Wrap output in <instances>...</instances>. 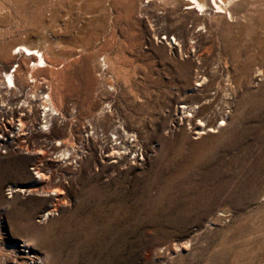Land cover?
<instances>
[{
    "label": "rangeland",
    "instance_id": "374dc122",
    "mask_svg": "<svg viewBox=\"0 0 264 264\" xmlns=\"http://www.w3.org/2000/svg\"><path fill=\"white\" fill-rule=\"evenodd\" d=\"M259 9L204 28L155 1L0 0V68L17 43L52 44L66 117L35 133L37 95L0 87V131L15 132L11 115L33 118L18 144H0V264L26 254L23 243L40 264H264ZM101 56L116 91L99 75ZM49 69L36 77L50 80ZM107 102L108 124L128 122L137 137L122 145L137 153L103 157L102 141L86 136ZM69 130L76 154L59 159L54 141ZM185 240L186 250L174 248Z\"/></svg>",
    "mask_w": 264,
    "mask_h": 264
},
{
    "label": "bare ground",
    "instance_id": "6f19581e",
    "mask_svg": "<svg viewBox=\"0 0 264 264\" xmlns=\"http://www.w3.org/2000/svg\"><path fill=\"white\" fill-rule=\"evenodd\" d=\"M154 1L164 6L167 5L168 13L175 14L178 17V19L189 18L194 24H201V26L202 25L204 26L205 23L210 26L213 19H223V23L236 22L238 19V15L241 14L240 12H242L248 6L250 8L253 7L255 9L254 12L260 15L259 8H261V6L264 5V0H195V3H194V0H147L148 3L154 2ZM174 8L178 9L177 11L179 12H175ZM161 39H165V36H162ZM170 41H172L173 44L175 43L172 40V37ZM41 44L42 45L26 43V42L17 43L16 45L12 46L9 55L11 56L10 60H12L15 57L13 54H11V51L15 47H17L20 50L21 52L20 54L22 56H24L22 53L23 52L22 50L26 52L28 51L30 52L33 49H37L42 52L41 58L39 60H36V58L33 57L32 54L28 57L24 56L23 58H21V61H22L21 64H23V62H25L26 64L27 61H31V60L35 61V63H33L32 66H29V67L26 64L24 68L20 65V67L16 69L15 74H13V77L16 80L17 84L23 88L26 87L25 83L28 81V79L33 80L34 83L29 86L30 87L29 90H31V92L33 90V94L37 95L38 105L44 108L43 114H41L42 120L40 121L41 123L40 128L45 130V129L50 128L51 122L54 119L56 120L66 119V117L64 116V113L61 110V103H59L58 101V100L62 101V97L58 91L59 89V85L57 81L58 79L56 77L55 72L51 70V69L55 70L61 67V66L59 67L51 63V57L54 54L55 47L52 46V44L51 46H48V44H46L44 40ZM97 62H98L97 63L98 70L100 72L99 75H102L101 78L103 77L107 79L110 78L109 80L105 81L106 88L110 91H116L117 86L114 80L115 77L117 76L115 75L116 73L111 72V67L108 66L109 63L106 61L104 56H101V59L98 60ZM40 64H44V65L40 66ZM48 69L51 70V73H52L50 76V80L46 79L45 77H39V78L36 77L38 72L45 71ZM0 71H4L1 73H4L3 77L6 76L8 84L12 83L11 76L6 75L5 73L6 64L4 65L2 64ZM3 77L1 79L2 82H0V84H5ZM204 79L205 77L201 78V80H204ZM41 80H43L42 84H45L46 86L45 97L42 96L44 91H41V90L43 87H41L38 82ZM200 84L201 83H197L196 85L199 86ZM14 86H15V83H14ZM4 88H6V85ZM216 96L218 95H215L214 98ZM106 107L108 109L109 107H111L109 102H107L103 107H101L99 111H97L96 114L91 119L86 120L87 125L89 126V130H90L89 133L86 130L87 131L86 136L89 137V135H91V137L98 138L99 140L102 141L99 144V147H100V152L103 155V157L112 158L116 156H121L127 150L129 151V153H132V152L137 153V149L134 147L135 145L130 146L129 148H127L126 145H122V144H126V141H127L126 136L129 133H131V136H134L135 138L137 137L135 131L133 132L131 125L128 124V122L121 121L120 118L118 117H117L118 118L117 121H113L112 123L108 124L111 118L108 117L107 114H105V112H108V110L105 109ZM194 108L195 107L193 106L191 107L183 106L182 107V105L179 107L181 114H185V112L189 110L190 112L186 114L188 116H192V113L195 112ZM109 112H111V109H109ZM212 117L215 118L216 116L213 115ZM221 118H224L223 112L221 114ZM204 120L208 121L209 118L206 117ZM221 121L223 122V120ZM199 122H202V123H199V126L195 125V127L199 128L200 125H203V121L200 120ZM23 124H24L23 121L20 118H18L17 132H20V129L23 126ZM110 128L112 130H110ZM199 129L201 130V128ZM109 131H110V134L114 136V139H111L107 134H105ZM200 132L201 131H197V134H199ZM68 134H69L68 138L57 139L54 141L52 152H55V150H57L56 152H58V154L55 155V157H58L59 159H67L71 155L76 154L72 141H69L71 137L70 130L68 131ZM127 144H130V143H127ZM133 144H136V143H133ZM1 145H4L5 147H7V144H1ZM124 158H125V154H124ZM36 173H38L37 170H36ZM39 176L41 178L40 180L45 179V177L42 176L41 174ZM43 181L44 180H42L41 182ZM33 185H34L33 183L30 184V186H33ZM26 189L30 191L35 188L26 187V188H20L19 190L25 191ZM10 190L11 192H16V190L18 189L11 187ZM54 206H56V204H54ZM190 245H191L190 242H188V240H185V241H182L181 243H176L174 248L175 249L178 248L180 250H186L188 247H190ZM22 246L26 248L25 250L26 254H20V253L17 254L16 258L11 263L9 262V264H20L21 260L17 261L19 257H22L24 259L30 258L32 260L30 262L25 261V263L23 264H40L41 263V258L37 254H30L29 252L30 249H27L26 244L23 243ZM20 251L24 252L22 251V249Z\"/></svg>",
    "mask_w": 264,
    "mask_h": 264
},
{
    "label": "built area",
    "instance_id": "2783aa9c",
    "mask_svg": "<svg viewBox=\"0 0 264 264\" xmlns=\"http://www.w3.org/2000/svg\"><path fill=\"white\" fill-rule=\"evenodd\" d=\"M23 52V55L25 56V57H28V56H30L31 54H32V56L33 57H35L36 58V60H39L40 58H41V55H42V52L41 51H39V50H37V49H33V50H31L30 52L28 51V52H26V51H24V50H22ZM21 52H20V50L17 48V47H15L12 51H11V54H13L15 57L12 59V60H10L7 64H6V75H9V76H11V79H12V83H10V84H8V81H7V78H6V76H4L3 77V74L4 73H1V72H4V71H0V78L2 79V77H3V80H4V82H5V84H1L0 85V87H1V89L4 91V92H7V93H9V94H18V93H21L23 96H24V98H30L29 100H31V99H35L33 96H34V94H33V92H31V90H29V86L31 85V84H33L34 82H33V80L32 79H28V81L25 83V85H26V87H21V86H19L18 84H17V82H16V80L14 79V77H13V74H15V72H16V69H18L19 67H20V65H21V58H23L24 56H22L21 54H20ZM33 63H35V61H27L26 62V64H27V66L29 67V66H32V64ZM44 64H40V66H43ZM13 81H14V83H15V86H14V83H13ZM42 81L43 80H41V81H38L39 82V84H41L42 83ZM0 82H2V81H0ZM5 85H6V88H4L5 87ZM42 90L41 91H44L43 92V97H45V92H46V86H45V84H43L42 85ZM21 94H18V95H21ZM41 96V97H42ZM28 100V99H27ZM36 100V99H35ZM34 100V101H35ZM37 101V100H36ZM36 106L38 107V109H37V121H36V126L34 127V129L32 130V131H34L35 133H37V132H39L38 130H39V128L41 127V124H40V121L42 120L41 119V114H43V109L44 108H42L41 106H38L37 104H36ZM27 113H29V111L27 112ZM21 115V116H20ZM20 115H19V117L17 116V117H15L14 118V115H11L12 117H10V120H11V122H9L8 120L6 121L9 125H11V127L13 128V130L15 131V132H13V134L12 135H6L3 131H0V144H14V142H15V144H18L17 143V141H16V139L14 138V134H17V133H20V135H24V134H26V131H30L29 130V127L30 126H32V124L31 125H29L28 127L26 126V124H27V121L29 120V122H30V119L31 120H33V118H31L30 117V119H28V120H25V118H24V116H25V113H20ZM39 115V116H38ZM21 117H22V119L24 118V121H23V126L21 127V129H20V132H17L16 130H17V122H18V118H20L21 119ZM26 117H28L29 118V115H27ZM39 117V118H38ZM21 119V120H22ZM1 120H3V117L1 116ZM27 127V128H26ZM25 130V131H24ZM14 141H13V140ZM27 139H29V137H27ZM23 141V140H22ZM24 142H26V141H24ZM21 144V143H20Z\"/></svg>",
    "mask_w": 264,
    "mask_h": 264
},
{
    "label": "snow or ice",
    "instance_id": "6c2138e0",
    "mask_svg": "<svg viewBox=\"0 0 264 264\" xmlns=\"http://www.w3.org/2000/svg\"><path fill=\"white\" fill-rule=\"evenodd\" d=\"M194 3H195V0H194Z\"/></svg>",
    "mask_w": 264,
    "mask_h": 264
}]
</instances>
